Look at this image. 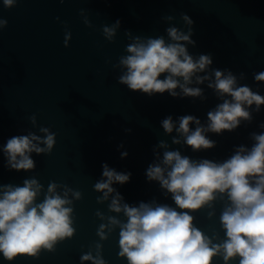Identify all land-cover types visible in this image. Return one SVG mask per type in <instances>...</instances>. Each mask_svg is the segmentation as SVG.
<instances>
[{"label":"water","instance_id":"water-1","mask_svg":"<svg viewBox=\"0 0 264 264\" xmlns=\"http://www.w3.org/2000/svg\"><path fill=\"white\" fill-rule=\"evenodd\" d=\"M0 20L6 21L0 25V191L35 179L41 185L39 203L55 183L56 192L62 197L67 192L71 201L66 206L72 208L74 229L70 237L58 239L51 249L41 247L35 255L8 260L0 253V264H93L81 261L87 253L104 264H128L119 255L120 225L109 221L115 217L125 223L127 217L109 208L114 193L101 199L103 193L94 187L104 179L102 165L131 172L129 182L113 184L122 203L177 207L171 193L147 179L149 165L160 163L164 152L172 150L197 162H223L240 146L250 147L264 125V102L258 108L246 106L248 119L241 118L231 131L207 132L214 146L193 150L175 128L166 132L161 121L170 115L178 126L180 116L193 115L206 126L208 112L231 97L219 96L208 80L189 85L201 88V95L176 97L132 91L119 80L126 71L121 57L129 54L127 46L136 37L168 42L167 28L177 27L191 29L195 44L186 46L194 58L211 55L210 77L214 79L213 69L230 71L237 86L248 85L264 95V81L255 79L264 71V0H15L11 6L0 0ZM105 27L115 28L111 38ZM42 128L54 134L52 149L30 153L32 169L9 167L3 151L7 139L33 133L41 137L34 143L46 147ZM229 205L227 194L217 193L210 203L187 211L194 226L218 243L225 237L220 216ZM101 224L106 226L103 238L98 234ZM212 264L224 261L216 256Z\"/></svg>","mask_w":264,"mask_h":264},{"label":"clouds","instance_id":"clouds-1","mask_svg":"<svg viewBox=\"0 0 264 264\" xmlns=\"http://www.w3.org/2000/svg\"><path fill=\"white\" fill-rule=\"evenodd\" d=\"M11 6L15 0H3ZM188 24L193 21L186 14ZM171 19V17H169ZM117 20L116 24L119 25ZM6 24L0 20V25ZM105 34L111 38L114 27H105ZM170 41L163 37H139L127 46L128 55L121 57L120 63L126 69L119 80L130 90L146 93L167 92L170 96H199L202 89L190 87L193 80L197 84L208 80V86L225 98L208 112V123L202 125L193 115L178 118V126L169 115L161 121L163 129L176 132L184 137V142L193 150L214 146V141L206 136L211 131L221 133L231 131L240 124L241 118L250 116L246 106L255 104L257 108L264 102V95L254 92L248 85L237 86L236 77L228 71L213 69L212 76L207 69L212 64L210 54H200L194 58L187 50V44H195L191 29L184 32L177 27L167 28ZM67 42V41H65ZM204 72L205 75H200ZM161 74H165L161 78ZM257 81H264V71L255 75ZM180 91L177 92L176 89ZM190 124L196 127L190 128ZM43 138L46 147L34 141L41 137L33 133L14 135L3 146L7 165L16 170L34 168L30 153L50 151L55 143L54 134L48 129ZM174 142L179 140L174 138ZM164 146V145H162ZM122 152L121 157H126ZM104 179L94 187L101 191V199H108L114 193L109 208L114 212L123 211L127 217L121 223L109 217L110 224L120 225V253L128 264H212L213 257L220 256L224 264L235 256V264H264V125L254 134L250 147L240 146L223 162L202 159L199 162L182 156L178 150L165 151L160 163L146 169L148 180H156L161 187L172 194L177 207L167 204L155 206L141 202L138 206L122 203V194L113 187L130 181L131 172H119L102 165ZM56 184L49 185L42 202L36 203L41 185L35 179L25 180L23 186H3L0 191V253L8 260L18 254L35 255L41 247L51 249L58 239L70 237L74 229L70 213L71 201L67 192L62 197L56 192ZM217 193L227 194L230 205L220 216L225 237L214 242L193 224L194 217L187 210H197L216 198ZM79 197V192L74 193ZM179 209V210H178ZM104 224L98 234L103 238ZM104 264L103 259L91 253L81 256V261Z\"/></svg>","mask_w":264,"mask_h":264}]
</instances>
